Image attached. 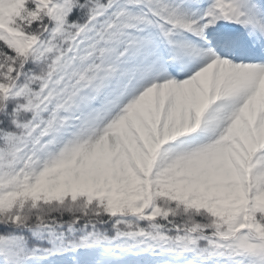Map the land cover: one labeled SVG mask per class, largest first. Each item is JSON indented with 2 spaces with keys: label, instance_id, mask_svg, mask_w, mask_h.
Wrapping results in <instances>:
<instances>
[{
  "label": "snow or ice",
  "instance_id": "obj_1",
  "mask_svg": "<svg viewBox=\"0 0 264 264\" xmlns=\"http://www.w3.org/2000/svg\"><path fill=\"white\" fill-rule=\"evenodd\" d=\"M0 264H264V0H0Z\"/></svg>",
  "mask_w": 264,
  "mask_h": 264
}]
</instances>
